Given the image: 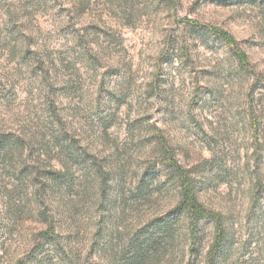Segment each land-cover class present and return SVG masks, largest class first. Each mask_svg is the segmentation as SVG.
<instances>
[{
	"label": "rangeland",
	"instance_id": "rangeland-1",
	"mask_svg": "<svg viewBox=\"0 0 264 264\" xmlns=\"http://www.w3.org/2000/svg\"><path fill=\"white\" fill-rule=\"evenodd\" d=\"M263 84L264 0H0V264H264Z\"/></svg>",
	"mask_w": 264,
	"mask_h": 264
},
{
	"label": "trees",
	"instance_id": "trees-1",
	"mask_svg": "<svg viewBox=\"0 0 264 264\" xmlns=\"http://www.w3.org/2000/svg\"><path fill=\"white\" fill-rule=\"evenodd\" d=\"M212 32L215 36L223 39L229 45L235 44L233 38L228 33L218 30H213ZM234 53L238 59L239 64L241 66H245L246 65L245 54L237 51V49L234 50ZM166 160L173 165L178 177L177 179L180 187V201L178 208L188 218L192 229L191 230L192 238L196 240L200 230L198 228L200 218L202 216H210V215L216 217V215L214 213H211L209 210H207L198 200L193 188L192 179L188 176L187 170L182 169L169 154H167ZM218 221L219 218H216L217 223L215 226L214 242L210 246V249L208 250V261L210 264H214V258L223 241V232L221 230V227L218 225Z\"/></svg>",
	"mask_w": 264,
	"mask_h": 264
}]
</instances>
